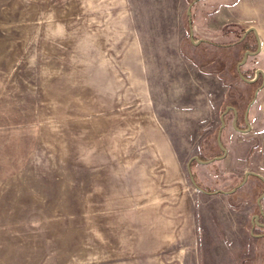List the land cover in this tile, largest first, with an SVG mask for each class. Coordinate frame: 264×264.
<instances>
[{
  "label": "rangeland",
  "instance_id": "374dc122",
  "mask_svg": "<svg viewBox=\"0 0 264 264\" xmlns=\"http://www.w3.org/2000/svg\"><path fill=\"white\" fill-rule=\"evenodd\" d=\"M257 68L264 0H0V264H264Z\"/></svg>",
  "mask_w": 264,
  "mask_h": 264
},
{
  "label": "water",
  "instance_id": "95a60500",
  "mask_svg": "<svg viewBox=\"0 0 264 264\" xmlns=\"http://www.w3.org/2000/svg\"><path fill=\"white\" fill-rule=\"evenodd\" d=\"M193 1H195V0H193ZM190 6H191V4H189V5L187 6V9H186V13H187V14H190ZM188 22H189V26H191V19H190V17L188 18ZM250 30H252V31L255 33V35H256L257 46H256V49H255L254 51L245 50V51L243 52L242 58H241V60H240V61L238 62V64H237V69H238V70H239V68H240V65L244 63V61L246 60V58H247L248 55H250V54H255V53H257V52L259 51V49H260V41H259V37H258V35H257V33H256V29H255L254 27L251 26V27H248L247 29H245L244 34L247 33V32L250 31ZM189 38H190V41H191V42H199V40H201V39H197V40H195V39L193 38V32H192L191 29H190V32H189ZM259 73L262 74V77H263V81H262V83H263V82H264V74L262 73V71H261L260 68H257V69L255 70V75H254L252 78H246V77H244L241 73H240L239 75H240V77H241L243 80H245V81H247V82H252V81H254V80L256 79V77L258 76ZM256 93H257V89L254 91V96L256 95ZM253 98H254V97H253ZM252 100H253V99H252ZM228 107H229V106H226L225 110H224V111L222 112V114L220 115V121H221V124H220V126H219V128H218L217 137H216L217 145H218V147L221 149L222 154H220V155H215V156H213L211 159H208V160H201V159H199L196 155H193V156L188 160V163H187V171H188V173H189V178H190L191 183H192L195 187H197L198 189L202 190L203 192H207V193H209L210 191L203 190V189L200 188V186L196 183V181H195V179H194V177H193V175H192V173H191V170H190V168H189V162L191 161L192 158H194V159H196V160L199 161V162L206 163V162H209V161H211V160H213V159H217V158H220V157H222V156L225 155V153L227 152V150H226V148L224 147V145H223L222 142H221V135H220V134H221V128H222L223 125H224L223 114H224V112L227 110ZM233 110H234V112H235V109H234V108H233ZM244 119H245V123H246L247 127H246L245 129H240V130H247V129H249V127H250V125H249V123H248V119H247V111H245V113H244ZM233 123H234V120H233ZM249 174L256 175L257 177L261 178V179L264 181V178H263V176H262L260 173H257V172L252 171V170H246L245 173H244V178H243L242 182L245 181V179L247 178V176H248ZM263 195H264V191H263V193L259 196V198H261ZM259 198L257 199V202H258V203H259ZM260 213H261L262 215H264V213H263L262 210H260ZM253 217H254V218H253V223H254V222L259 223V222L257 221V214H254ZM261 224L264 225V223H261Z\"/></svg>",
  "mask_w": 264,
  "mask_h": 264
},
{
  "label": "trees",
  "instance_id": "16d2710c",
  "mask_svg": "<svg viewBox=\"0 0 264 264\" xmlns=\"http://www.w3.org/2000/svg\"><path fill=\"white\" fill-rule=\"evenodd\" d=\"M250 31H251V30H250ZM238 73H239V74L241 73L243 76L245 75V74H243V72H241V71H238ZM239 77H240V75H239ZM223 115H224V114H223ZM221 142H222V141H221ZM221 152H222V151H221ZM220 154H221V153H220ZM192 160H193V159H192ZM192 160H191V161H192ZM202 160H203V159H202ZM189 168H190V166H189ZM252 175H253V174H252ZM255 176H256V175H255ZM193 177H194V176H193ZM256 177H257V176H256ZM258 178H259V177H258ZM259 179H261V178H259ZM261 181H263V180L261 179ZM263 182H264V181H263ZM196 183H197V182H196ZM197 184H198V183H197ZM198 185H199V184H198ZM199 186H200V185H199ZM200 188H202L203 190H206V189H204V188L201 187V186H200ZM206 191H208V190H206ZM260 214H261V213H260ZM261 216H262V219L264 220V215L261 214ZM260 225H263V224H260ZM257 234H258V233H255L254 231H251V233H250L251 236H257Z\"/></svg>",
  "mask_w": 264,
  "mask_h": 264
},
{
  "label": "crops",
  "instance_id": "0c3cea01",
  "mask_svg": "<svg viewBox=\"0 0 264 264\" xmlns=\"http://www.w3.org/2000/svg\"><path fill=\"white\" fill-rule=\"evenodd\" d=\"M192 159H193V158H192ZM192 159H191V160H192ZM201 191H202V190H201Z\"/></svg>",
  "mask_w": 264,
  "mask_h": 264
}]
</instances>
